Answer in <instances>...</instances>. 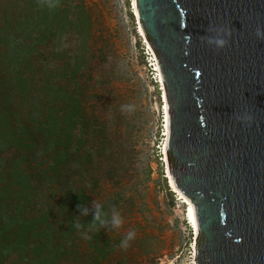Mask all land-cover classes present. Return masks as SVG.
<instances>
[{"label":"rangeland","instance_id":"374dc122","mask_svg":"<svg viewBox=\"0 0 264 264\" xmlns=\"http://www.w3.org/2000/svg\"><path fill=\"white\" fill-rule=\"evenodd\" d=\"M0 71V225L29 229L3 234L0 264H197L188 204L167 173L162 84L132 0H59L52 9L0 0ZM79 100L105 124L102 155L82 134ZM59 146H79L85 163L79 175L67 171V188L51 180L36 195L19 183L38 163L24 157L32 148L49 153L40 168L56 176L66 164L55 155ZM78 188L84 198L73 195ZM94 201L124 221L120 229L100 228L115 243L104 256L73 227L92 223ZM84 205L86 216L78 209ZM129 230L136 237L122 249ZM29 233L36 236L27 240Z\"/></svg>","mask_w":264,"mask_h":264},{"label":"water","instance_id":"95a60500","mask_svg":"<svg viewBox=\"0 0 264 264\" xmlns=\"http://www.w3.org/2000/svg\"><path fill=\"white\" fill-rule=\"evenodd\" d=\"M136 3L164 83L170 173L195 207L196 262L264 264V0ZM213 35L225 47L201 43Z\"/></svg>","mask_w":264,"mask_h":264},{"label":"trees","instance_id":"16d2710c","mask_svg":"<svg viewBox=\"0 0 264 264\" xmlns=\"http://www.w3.org/2000/svg\"><path fill=\"white\" fill-rule=\"evenodd\" d=\"M1 73V71H0ZM79 123L81 125V130H82V134L83 136H87L90 137L92 136L90 139L94 140L95 142V151L97 152V155H102L103 151L106 150V144H108V140L106 137V127L105 124L99 119V116L96 115V113L94 112H90L87 105H84L82 102H80L79 100ZM38 139V138H37ZM40 139V138H39ZM38 139V140H39ZM82 143L85 142V140L83 138H81ZM89 140V139H88ZM38 144L40 146H42V142L39 140ZM26 147V146H25ZM72 150V151H71ZM32 151V152H31ZM29 152H31V154H27L24 155L25 158H28V156L31 158H35V160H37L38 163H36L37 165L35 166H29V171L27 173H24V177L25 180L24 181H19V183L21 184H27L28 186L31 185V190L32 193H35L36 195L39 193H42L45 191V189L47 188V185H52L50 183H53V181L51 180H55L58 182V184L62 187V188H67L70 184V181L68 179H66V174L67 171H69V175L73 176V175H79L82 171H83V165L85 163H80L79 164V154H80V149L79 146L75 147L74 149H71L69 147H61L59 146L57 148V151L55 152V155H57L59 158H63L66 160V164H64V166L61 168V171H59L57 173L56 176H49L48 173L44 170H42L40 168V164L49 157V153L48 152H44L42 155H38V151L34 150L33 148L31 150H29ZM60 153H64L63 156L58 155ZM44 158L43 161L40 160V162L38 161V159ZM93 157V156H91ZM30 158H28L27 160H29ZM88 161H91V159L89 158ZM85 162V161H84ZM75 163H78L75 166ZM65 175V178L62 179L60 177V175ZM7 175V173L5 174ZM1 176V180L3 181L4 176ZM37 182V185H35L34 182ZM95 183V185H97L98 181L95 179L93 181ZM49 183V184H47ZM85 191H81L79 188L75 190V192L73 193V195L76 197L81 196V197H85ZM84 208L85 205L83 206ZM88 209V208H87ZM51 213V210H49ZM94 211V210H93ZM103 211L108 213V219H110V213L107 212V210L103 207ZM80 213V210H79ZM66 215V213L64 214ZM14 224V223H12ZM97 225L98 222H97ZM50 232L52 230V227H47ZM99 230L95 231L94 233L92 232L90 237L91 239H89V245L94 246L95 248H97L99 254L104 256L105 251L109 250L112 248V246L115 244L113 243L114 241H112L110 238L108 237H104V233L100 230V227H98ZM29 230L26 229V227H9V223L6 222H2V225H0V241L3 239V234H5L8 231H12L14 236L16 235L17 237H20L21 235L19 234L20 232H22V230ZM59 230H62V227H58ZM34 234V233H33ZM2 236V238H1ZM27 240H32L36 235H32L31 233H29L27 235ZM42 235H40L39 239L37 240V244L38 246H40L41 248L44 247L45 241L43 239H41ZM50 239V238H48ZM7 244L4 246L5 249H9V246L11 244L10 240H6ZM116 244H118V242H116ZM17 248V247H16ZM11 250V248L9 249ZM16 250V249H15ZM104 251V252H103ZM103 252V253H102ZM92 256H94V253H92ZM98 256V255H97Z\"/></svg>","mask_w":264,"mask_h":264},{"label":"clouds","instance_id":"9594fccd","mask_svg":"<svg viewBox=\"0 0 264 264\" xmlns=\"http://www.w3.org/2000/svg\"><path fill=\"white\" fill-rule=\"evenodd\" d=\"M38 3H40L42 6H47L49 9L55 8L59 4V0H38ZM210 32L213 30L210 28ZM257 35L264 37V33H261L259 30L257 31ZM187 39H191L190 36L187 37ZM201 43H207L209 46H217L219 48L225 47L227 41L224 39H221L218 35L213 36H207V37H201ZM122 111L131 112L133 111L132 105H123ZM238 119L250 123L252 120V117L249 115H244L243 117H238ZM93 208H94V214H93V221L91 224L85 226L79 221L75 222L73 224V227L81 233L83 239H91V237L88 235L89 232H95L98 231L99 228L97 227V222L100 226V228H106L109 225L112 229H120L123 226V218L120 215V212L115 209L114 207L111 208L110 213V219L106 218L108 217V213L103 211V206L98 201L93 202ZM78 209L82 211L83 215H88V209L87 208H80L78 206ZM136 237V232L134 230H129L124 238L121 240L119 247L122 249H127L130 246V241L134 240Z\"/></svg>","mask_w":264,"mask_h":264},{"label":"bare ground","instance_id":"6f19581e","mask_svg":"<svg viewBox=\"0 0 264 264\" xmlns=\"http://www.w3.org/2000/svg\"><path fill=\"white\" fill-rule=\"evenodd\" d=\"M133 2V7H134V10H135V13H136V16L138 18V23H139V29H140V32L141 34L144 36L145 40H146V43L148 45V48L149 50L151 51L152 55H153V59L155 61V67H156V71L158 72V79H159V82L162 84V92H163V99H164V104H163V111H164V119H165V116H167V128H165V140H164V143H163V152H164V155H165V161L167 162V173H168V177L170 179V184L171 186L174 188V190L176 192L179 193V196H181L183 199H185V202L188 204V209H187V217H188V220L191 224V227L193 228V231H194V235H195V239H197L198 235H199V227H198V221H197V217H196V212H195V207L194 205L192 204V202L189 200V198H187L176 186L174 180H173V177L171 176V173H170V167H169V161H168V153H167V147H168V140H169V133H170V129H169V111H168V105H167V99H166V93H165V88H164V83H163V79H162V75L160 73V69H159V66H158V63H157V58H156V55L150 45V43L148 42L147 38H146V35L143 31V28H142V25H141V22H140V17H139V13H138V10H137V3H136V0H132ZM164 123H165V120H164ZM191 210V214H190V211ZM193 221L195 223V227L193 226ZM194 246V249L196 251V243L193 244Z\"/></svg>","mask_w":264,"mask_h":264},{"label":"snow or ice","instance_id":"6c2138e0","mask_svg":"<svg viewBox=\"0 0 264 264\" xmlns=\"http://www.w3.org/2000/svg\"><path fill=\"white\" fill-rule=\"evenodd\" d=\"M167 119H168L167 116H165V124H164V127H165V128H167V126H168V125H167ZM189 211H190V214H191V210H189ZM193 226L195 227V223H194V221H193Z\"/></svg>","mask_w":264,"mask_h":264}]
</instances>
